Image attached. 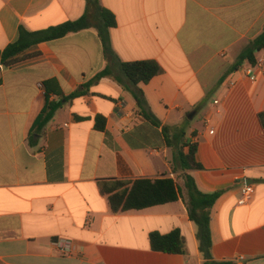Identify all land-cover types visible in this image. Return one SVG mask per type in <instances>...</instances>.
I'll list each match as a JSON object with an SVG mask.
<instances>
[{"label": "crops", "instance_id": "0c3cea01", "mask_svg": "<svg viewBox=\"0 0 264 264\" xmlns=\"http://www.w3.org/2000/svg\"><path fill=\"white\" fill-rule=\"evenodd\" d=\"M100 2L116 16L110 35L119 58L163 68L140 88L162 126L183 128V143L197 145L202 169L188 173L200 191L222 192L211 210L213 258L264 264V51L256 65L237 66L264 31V0ZM85 10L86 0H0V51L18 39L20 26L43 30ZM24 56L0 66V264H204L182 198L113 213L100 190V182L141 178L183 186L162 127L139 115L129 91L104 77L43 123L44 82L55 80L68 96L107 66L97 30L40 43ZM245 184L255 194L241 206ZM175 229L187 254L151 249V232ZM58 242H69L70 252L61 253Z\"/></svg>", "mask_w": 264, "mask_h": 264}, {"label": "trees", "instance_id": "16d2710c", "mask_svg": "<svg viewBox=\"0 0 264 264\" xmlns=\"http://www.w3.org/2000/svg\"><path fill=\"white\" fill-rule=\"evenodd\" d=\"M117 26L115 14L105 8L100 0H86L85 13L77 20L66 21L47 29L29 31L24 26L19 28L18 39L0 51V66L13 67L27 58L24 54L31 48L43 42L60 39L70 33L95 28L103 48V55L107 66L92 80L81 86L79 90L65 96L59 87H55V80L43 83L46 95V104L42 112L43 123L53 118L55 112L64 101L73 100L90 92V88L104 77L114 79L134 97L139 115L156 127H162L163 135L173 152V170L182 172L183 186L178 181L165 177L159 179L141 178L131 182L106 181L100 182V190L108 195L109 204L113 213L130 210H143L158 205H165L183 199L189 219L197 227L199 251L203 256L204 264H232L230 261H216L212 255L211 210L222 192L204 193L199 190L195 179L188 173L202 169L197 161V145L183 143L185 130L180 127L163 125L153 114L140 84H148L153 78L161 75L164 70L154 60L122 61L112 46L110 31ZM264 51V31L254 40L249 41L240 53L237 66L244 63L257 64V53ZM235 66V68L237 67ZM54 93L60 101H50L49 94ZM98 130L105 129V120L97 118ZM188 152H184V147ZM151 249L156 252L169 254H187L186 239L180 229L168 234L157 231L149 235Z\"/></svg>", "mask_w": 264, "mask_h": 264}, {"label": "built area", "instance_id": "2783aa9c", "mask_svg": "<svg viewBox=\"0 0 264 264\" xmlns=\"http://www.w3.org/2000/svg\"><path fill=\"white\" fill-rule=\"evenodd\" d=\"M246 73L250 76V79L252 81L256 80V76L254 74V69L252 66H249V68L246 70ZM255 194V189L253 185H247L245 184L241 188V197L239 199L238 204L241 206L247 205L253 198ZM57 246L61 253L68 254L71 250V246L69 242H58Z\"/></svg>", "mask_w": 264, "mask_h": 264}]
</instances>
